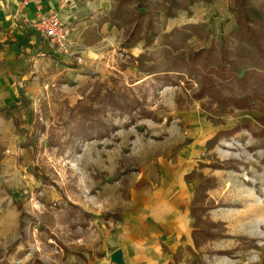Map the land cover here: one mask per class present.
<instances>
[{
    "label": "rangeland",
    "instance_id": "obj_1",
    "mask_svg": "<svg viewBox=\"0 0 264 264\" xmlns=\"http://www.w3.org/2000/svg\"><path fill=\"white\" fill-rule=\"evenodd\" d=\"M136 2L124 6L112 31L94 26L86 35L88 29L74 27L66 52L50 48L54 57L0 51V108L12 114L0 113V264H73L68 256L74 251L96 262L112 241L120 246L127 236L174 248L177 236L159 232L149 205L154 194L182 186L184 178L199 183L190 208L178 202L180 211L190 210V231L186 245L170 253L171 264H264L261 141L242 129L210 143L245 123L259 130L264 94L248 110L224 109L195 97L199 78L183 73L165 80L163 72L144 73L131 59L147 53L164 71L171 43L187 56L228 37L238 30L234 0L196 2L170 19L166 0H154L153 45L141 41L126 49ZM187 25L198 26L197 33L168 37ZM6 29L0 26V42L15 38L5 41ZM27 31L35 42V28ZM132 49L142 53L134 56ZM19 89L30 111L14 107ZM26 136L35 137V145L23 147ZM200 183L212 188L198 197Z\"/></svg>",
    "mask_w": 264,
    "mask_h": 264
},
{
    "label": "trees",
    "instance_id": "obj_2",
    "mask_svg": "<svg viewBox=\"0 0 264 264\" xmlns=\"http://www.w3.org/2000/svg\"><path fill=\"white\" fill-rule=\"evenodd\" d=\"M117 5L111 11L113 19L118 20L126 4L132 0H116ZM209 0H166L168 8L165 15L168 19L174 18L178 10H186L189 5L196 2H208ZM154 0H137L135 24L125 41L126 49L135 47L138 42H144L146 47L153 45L158 32L154 10ZM233 13L236 17L238 30L232 32L228 37L221 40H212L209 47H203L191 52L187 56L179 54L175 44L171 43V53L166 70L159 71V66L154 58L147 53L138 57L131 56L137 63L140 71L149 75L163 72L165 80H172V75L182 78L183 73L187 77L200 79V88L195 94L197 99L208 97L219 107L236 110H248L252 107L255 99L264 94V0H234ZM198 26L187 25L168 34L171 37L181 34L189 38L197 33ZM31 35L24 33L6 42H0V51L17 52L19 57L32 59L40 55L54 57V52L47 42L37 39L32 42ZM76 68V64L68 66ZM177 85L178 81L175 82ZM23 106L30 111L31 102L22 92L18 90V100L14 107ZM127 106V105H126ZM126 106H122L125 108ZM0 113L8 118L12 117L10 108H0ZM259 130L253 129L251 123H245L241 127L236 126L229 130L220 131L210 143L215 146L221 137L232 136L242 129L249 131L255 139L261 141L264 148V115L257 120ZM36 138L26 136L22 141L23 147L35 145ZM214 169H223L214 165ZM212 188L211 184L200 183L196 189V195L206 192ZM14 197V195H12ZM198 197L197 200H198ZM17 208L23 209L22 203L16 201ZM87 215V214H86ZM89 216V215H87ZM111 217V216H109ZM120 221L119 216H113ZM33 222L35 220L33 219ZM37 224V223H36ZM42 229V226H40ZM202 234V232H201ZM206 238L213 239V234L204 232ZM16 244L12 246L9 253H15ZM163 250L170 254L169 249L163 244ZM23 256V255H22ZM5 264H7L5 262ZM30 264H37L36 262Z\"/></svg>",
    "mask_w": 264,
    "mask_h": 264
},
{
    "label": "crops",
    "instance_id": "obj_3",
    "mask_svg": "<svg viewBox=\"0 0 264 264\" xmlns=\"http://www.w3.org/2000/svg\"><path fill=\"white\" fill-rule=\"evenodd\" d=\"M113 4H115L114 0H80L72 6L62 7L58 0H38V3H30L28 6H25L23 0H0V26L7 27L6 32L8 33L5 41L24 33L28 34L29 32L27 30L37 20L38 5H40L44 12L59 14L63 21L71 24L73 28L75 27V31L77 28L83 26L84 30L88 29L87 35L92 32V27L101 26L103 31L108 32L114 30L115 24L118 22V20L113 19L111 15ZM82 34H84V32ZM98 34L104 35L102 33ZM73 38L75 39V36ZM31 39H34V37L32 36ZM131 51L130 53L134 56H138L142 53L138 52V54H134V50L132 49ZM13 54L17 55V52ZM141 81H143V79L138 82ZM207 170L209 169H203L201 172L206 175ZM198 183L199 182L195 180L187 181L184 178L182 186H178L177 188L174 185L175 187H171L169 192L164 193L159 191L152 196V200L154 201L149 205L152 206L153 209L151 219L153 223H156L158 226L160 225V233H162L161 231H165L166 234L171 233L173 237L177 236L174 248L170 247L168 245L169 243L164 242H161L158 246L154 245L148 247L144 240L145 235H142L140 239L136 237L138 239L137 241L134 239L135 236H127L128 239L123 245L119 246V244H117V246L112 241L110 251L107 249L106 252H102L105 253V256L99 259L97 258L96 262L94 261V255H92L93 258L90 260L89 256L85 253L78 251H74L76 254H72L70 257L68 256L69 262L73 264H116L112 261L111 255L120 250L125 264H143L144 261H146V264H171L173 262V257L171 254L165 251L163 252L162 245L164 244L169 249L170 253L186 245L184 237H186L190 231V210L180 211V204L178 202H188L190 208L194 199V189ZM112 221L118 223L114 220ZM114 229L113 227L112 230ZM108 236L112 240L116 237V232H112ZM182 238L183 241H180Z\"/></svg>",
    "mask_w": 264,
    "mask_h": 264
},
{
    "label": "built area",
    "instance_id": "obj_4",
    "mask_svg": "<svg viewBox=\"0 0 264 264\" xmlns=\"http://www.w3.org/2000/svg\"><path fill=\"white\" fill-rule=\"evenodd\" d=\"M62 7L72 6L80 0H58ZM38 3V0H23V4ZM37 31L38 39L47 42L51 49L66 52L70 42L73 27L63 21L57 13L44 12L40 5L37 10V20L32 25Z\"/></svg>",
    "mask_w": 264,
    "mask_h": 264
},
{
    "label": "water",
    "instance_id": "obj_5",
    "mask_svg": "<svg viewBox=\"0 0 264 264\" xmlns=\"http://www.w3.org/2000/svg\"><path fill=\"white\" fill-rule=\"evenodd\" d=\"M111 259L113 262H115L116 264H124V261H123V257H122V253L120 250L114 252L112 255H111Z\"/></svg>",
    "mask_w": 264,
    "mask_h": 264
}]
</instances>
